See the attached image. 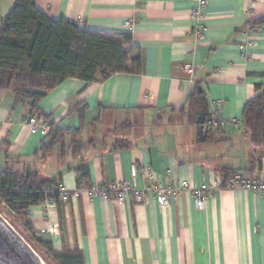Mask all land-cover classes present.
<instances>
[{"label":"crops","instance_id":"1","mask_svg":"<svg viewBox=\"0 0 264 264\" xmlns=\"http://www.w3.org/2000/svg\"><path fill=\"white\" fill-rule=\"evenodd\" d=\"M34 3L49 19L72 21L81 30L129 32L142 61L140 74L92 83L67 79L40 101L39 110L55 128L80 129V140L94 145L82 154L87 184L78 185L79 163L70 152L63 160L52 155L28 164L41 178L60 177L69 195L66 202L29 210L35 233L52 229L37 238L54 251L79 250L84 264H264V200L250 191L215 189L203 211L187 190L167 207L153 196L121 204L83 193L93 184L129 181L132 166L138 188L148 186L152 175L164 186L186 182L214 189L223 169L250 181L264 179V153L250 164L253 146L242 120L246 102L262 94L255 86H264V25L250 26L264 18V0ZM13 8L14 0H0V25ZM186 64L193 66L191 75L182 71ZM199 88L221 123L208 143L205 134L198 140L197 120L178 115ZM30 116L28 106L13 107L12 94L0 90V170L6 158L14 171L34 162L45 138L29 133ZM119 139L130 147L110 149Z\"/></svg>","mask_w":264,"mask_h":264},{"label":"trees","instance_id":"2","mask_svg":"<svg viewBox=\"0 0 264 264\" xmlns=\"http://www.w3.org/2000/svg\"><path fill=\"white\" fill-rule=\"evenodd\" d=\"M261 25H264V18L250 24L254 29ZM141 71L140 51L132 45L129 32L87 31L66 19L51 20L37 9L34 0H14L13 10L1 22L0 90L12 94L13 107L28 106L32 116L48 121L38 105L48 92L67 79L92 83L97 77L102 81L115 74H140ZM255 89L261 90L262 94L249 99L242 111L244 131L253 146L250 164L259 163L264 153V86L257 85ZM84 110L79 111L80 117ZM178 115L186 116L192 123L202 117L205 142L214 141L219 127L212 125L214 113L209 109L202 88L190 98L187 109H181ZM51 126L50 134L34 154V162L25 164L42 163L52 155L63 160L70 152L72 159L79 163L74 169L78 185L87 184L89 172L82 154L94 142H82L80 129ZM2 146L7 150L5 143ZM129 147L128 141L119 139L110 149L125 150ZM6 159L7 164L0 170V214L46 264H84L79 250L54 251L49 241L33 234L29 210L46 202L56 204L60 201V177L56 180L41 178L29 166L14 171L8 165L9 158ZM236 174L237 171L221 170V187Z\"/></svg>","mask_w":264,"mask_h":264},{"label":"built area","instance_id":"3","mask_svg":"<svg viewBox=\"0 0 264 264\" xmlns=\"http://www.w3.org/2000/svg\"><path fill=\"white\" fill-rule=\"evenodd\" d=\"M204 5V2L201 1V6ZM200 12V9L198 10ZM125 27L130 29L132 27V22L127 21ZM196 35L200 36V27L197 26ZM182 71L188 75L193 73V66L191 64H186L182 67ZM210 111L213 113V105L209 107ZM27 130L31 134H39L43 138H46L51 130L52 126L50 122L45 120L42 117L30 116L25 121ZM212 125L220 126L221 123L215 117L212 119ZM138 175V170L135 166H132L130 169V180L129 181H119V182H110L106 184H93L89 187L83 189V193L88 199L101 198L105 201H112L114 203H124L126 201H131L133 204L143 203L148 196H153L161 207L169 206L172 196L177 195L181 191H189L193 204L196 210L203 211L205 209L206 201L211 196V193L215 189H227V190H243L250 191L258 195L261 199L264 200V179L258 180H247L241 175L236 174L230 178L224 187H221V179L216 178L214 182V189H208L202 187L200 189L195 187H190L186 182L179 184L171 183L168 186H164L160 181L154 180L152 175L147 176V179L150 181L148 186L138 188L136 186V178ZM59 199L60 201L66 202L68 200V193L63 190L62 185L58 187ZM46 207L54 205V202H46L43 204ZM52 229L47 231H40L39 233H33L35 237L39 234L51 233Z\"/></svg>","mask_w":264,"mask_h":264},{"label":"water","instance_id":"4","mask_svg":"<svg viewBox=\"0 0 264 264\" xmlns=\"http://www.w3.org/2000/svg\"><path fill=\"white\" fill-rule=\"evenodd\" d=\"M198 140L204 141L202 117L197 119ZM0 264H46L26 240L0 214Z\"/></svg>","mask_w":264,"mask_h":264},{"label":"rangeland","instance_id":"5","mask_svg":"<svg viewBox=\"0 0 264 264\" xmlns=\"http://www.w3.org/2000/svg\"><path fill=\"white\" fill-rule=\"evenodd\" d=\"M25 163H26V162H24V167H28ZM22 167H23V166H22Z\"/></svg>","mask_w":264,"mask_h":264}]
</instances>
